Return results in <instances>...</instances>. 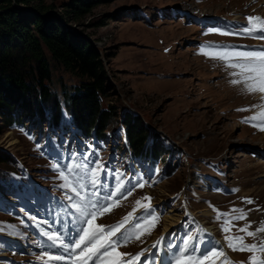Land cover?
Wrapping results in <instances>:
<instances>
[{"label":"rangeland","instance_id":"1","mask_svg":"<svg viewBox=\"0 0 264 264\" xmlns=\"http://www.w3.org/2000/svg\"><path fill=\"white\" fill-rule=\"evenodd\" d=\"M72 1L43 0L47 6H53L52 13L64 30L90 41L103 57L109 72L104 108H112L119 122L124 113L137 116L146 130L161 134L164 147L162 163L158 161L152 168L146 160L133 158L125 142V129L117 124L108 128L105 141L85 145L77 142L80 137L72 131L70 118L66 132L56 131L63 141L60 144L57 140L55 144L60 149L64 147V153L71 138L77 142L74 147L83 152L81 159L87 154L89 167L98 161L107 170L106 178L114 172L123 174L118 206L98 216L95 224H111L129 213L134 216L140 208L136 201L145 203L144 198L150 197L156 207L152 215L159 219L154 227L146 225L150 233L145 232L131 246L123 248L124 253L131 254L175 227L183 217L187 201L208 229L214 230L210 231L215 237L202 234L194 221L186 222L179 241L185 245L188 237L193 238L189 241L191 246L187 245L195 252H190L191 256L199 258L217 249L234 264H248L253 255L264 260V251H233L225 240V236H243L248 245L264 242V231L254 237L239 231L246 225H250L248 231L252 232L264 227V131L253 126L259 121L243 122L261 111L264 98H258V93L242 92V84L232 85L230 81L237 77L230 75L234 70L227 67L228 62L204 54L249 51V45L256 40L252 34L219 27L224 21H244L249 16L264 18V1L115 0L93 6L80 17L70 8ZM16 8L24 18L31 14L30 7ZM46 55L52 72L48 86L60 97L63 86L73 93L82 79L67 72L48 52ZM0 153L12 159L6 173L13 178L28 181L29 186L35 183L55 189L63 181L52 165L62 167L72 161L74 154L77 157L75 151L64 157L59 153L54 161L45 154L37 136L4 127L2 117ZM168 162L176 167L170 175V166L165 168ZM8 183L9 179L1 176L0 184L10 192L13 185ZM140 183L144 187H139ZM110 184V180L106 181L104 188ZM4 194L9 199V194ZM11 202L19 203L13 199ZM21 205V211L30 215L26 208H33V204L28 195ZM233 209L243 210L246 219H234L240 213ZM148 215L143 222L150 219ZM167 217L176 220L170 227ZM226 220L231 224L225 225ZM225 226L230 228L227 233L223 231ZM28 229L43 237L42 246L30 248L31 252L15 250L22 256H16L17 261L12 264H46V257L38 259L44 252L66 257L47 264H68L71 252L49 247L51 242L43 235L46 231L39 225L30 228L22 218L4 213L0 201V247H9L2 245L1 240L10 235L19 237L26 245L33 243L27 237ZM185 252L181 251L177 258L189 255ZM223 259H216V264H222Z\"/></svg>","mask_w":264,"mask_h":264},{"label":"trees","instance_id":"2","mask_svg":"<svg viewBox=\"0 0 264 264\" xmlns=\"http://www.w3.org/2000/svg\"><path fill=\"white\" fill-rule=\"evenodd\" d=\"M113 1L73 0L70 8L80 17L93 6ZM16 7H30V16L24 18ZM52 10L43 0H0V117L4 127L43 138L47 130L65 129L70 118L80 137L104 141L108 128L117 124L125 129L134 156L156 166L163 156L162 136L146 130L137 116L124 113L119 122L112 108H104L109 72L103 57L90 41L64 30ZM46 52L82 79L73 93L63 86L60 97L48 86L52 72ZM11 161L0 153V175L9 183L14 181L6 173ZM168 165L170 175L176 167L168 162L165 168ZM0 189L8 190L2 184Z\"/></svg>","mask_w":264,"mask_h":264},{"label":"snow or ice","instance_id":"3","mask_svg":"<svg viewBox=\"0 0 264 264\" xmlns=\"http://www.w3.org/2000/svg\"><path fill=\"white\" fill-rule=\"evenodd\" d=\"M248 25L243 28L244 33L252 34L255 32H261V38H264V18L259 16L246 17ZM206 55H212L214 58L227 61V67L233 69L230 73L231 76L237 77L232 79L230 83L232 85H243L242 92L247 94L261 93L264 94V50L261 51H212L205 52ZM264 98V97H262ZM247 109H238V111H246ZM251 121H259V123L253 124L254 127H258L261 131H264V105L261 106V111L257 115L245 118L243 122L249 123ZM52 168L58 172L59 178L63 181L58 187L65 190V199L70 201L68 207L74 210V214L77 215V219L83 223H86L88 227L80 229L78 239L71 243L65 242V238L62 234L55 232H44L43 235L47 237V240L51 242L49 247L61 248L64 252L75 253L71 257L72 264H89V261H98L99 264H139L143 253L131 256L127 253L116 252L115 249L121 246L120 240H114L119 233L123 237V244L126 245L133 238L139 240L141 235L145 232L150 233V228L146 225L155 226V222L158 221V217L150 215V219H147L144 223H137L135 225L136 232L134 235L124 236L121 233V229L125 224L129 223L132 218V213L125 216L121 222L115 226L105 228L101 225L94 224L95 219L98 216H102L105 213L112 210L113 207L118 206V201L112 199L113 193H109L106 199L111 203H103L100 197L99 188L106 187L101 182V173L107 174V170L98 161L95 165L89 167L87 154L83 159L73 155L72 161L61 167L60 164L54 163ZM115 178L120 181V177L123 175L119 172H114ZM123 181H120L116 185V193L118 194L123 188ZM144 187L143 183L138 185ZM130 194V193H129ZM145 200L150 201V197H145ZM247 203H252L248 200ZM138 207L144 209H150L151 205L144 204L141 201H136ZM235 212H239L240 215L234 217L236 220L246 219V214L243 210L233 209ZM227 215V214H225ZM219 218V217H218ZM231 221H225V225H230ZM250 225H246L240 228L239 231L246 233L247 236L254 237L257 233L264 231V227L257 228L256 232L248 231ZM143 230V231H141ZM224 232H229L230 228L225 226ZM193 238L188 237L185 241V249L187 251V245ZM225 240L228 243V247L233 251H248L258 252L264 251V242L260 245L252 244L248 245L244 243L243 236H225ZM103 249V251H101ZM79 250V251H77ZM109 256H114L112 260H107ZM128 256V259H124ZM47 261H63L64 255H52L49 252H44L38 259H45ZM223 257L222 264H234L229 261L222 250L212 249L205 253L202 257H194L191 255H183L175 260V264H216V259ZM94 261V264H95ZM248 264H264V260L259 259L255 255L249 258Z\"/></svg>","mask_w":264,"mask_h":264},{"label":"bare ground","instance_id":"4","mask_svg":"<svg viewBox=\"0 0 264 264\" xmlns=\"http://www.w3.org/2000/svg\"><path fill=\"white\" fill-rule=\"evenodd\" d=\"M260 1H264V0H260ZM262 95H264V94H261V93H260L259 97L262 96ZM262 100H263V98H262ZM263 102H264V101H263ZM259 104H260V103H259ZM174 222H176V220H175L174 218H172V217H167V219H166V224H167V226H169V227L172 226Z\"/></svg>","mask_w":264,"mask_h":264}]
</instances>
